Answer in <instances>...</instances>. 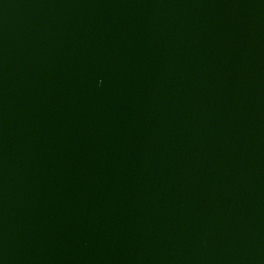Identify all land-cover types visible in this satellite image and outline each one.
<instances>
[{
  "label": "water",
  "instance_id": "1",
  "mask_svg": "<svg viewBox=\"0 0 264 264\" xmlns=\"http://www.w3.org/2000/svg\"><path fill=\"white\" fill-rule=\"evenodd\" d=\"M0 264H264V0H0Z\"/></svg>",
  "mask_w": 264,
  "mask_h": 264
}]
</instances>
